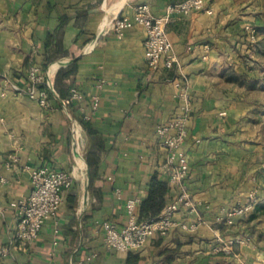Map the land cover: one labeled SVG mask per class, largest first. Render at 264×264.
<instances>
[{
	"label": "crops",
	"instance_id": "crops-1",
	"mask_svg": "<svg viewBox=\"0 0 264 264\" xmlns=\"http://www.w3.org/2000/svg\"><path fill=\"white\" fill-rule=\"evenodd\" d=\"M182 1L0 0V264H264V215L250 219L264 203L256 162L264 146L249 143V128L240 127L253 102L224 80L225 73L254 75L264 0H206L212 13L175 15L167 31L179 64L153 71L146 31L134 26L120 35L112 23L132 16L139 3L162 16ZM247 26L259 34L255 44ZM33 65L48 107L16 88L27 86ZM72 88L83 100L71 99ZM95 94L99 107L86 120ZM186 104L193 206H182L179 225L143 248L108 249L99 224L125 225L130 198L139 199V219L154 176L168 184L166 204L175 198L157 127ZM45 163L71 172L74 183L56 217L25 244L17 239V217L32 190L31 170ZM250 204L226 222L230 210Z\"/></svg>",
	"mask_w": 264,
	"mask_h": 264
},
{
	"label": "built area",
	"instance_id": "built-area-1",
	"mask_svg": "<svg viewBox=\"0 0 264 264\" xmlns=\"http://www.w3.org/2000/svg\"><path fill=\"white\" fill-rule=\"evenodd\" d=\"M206 11V0H184L170 4L164 15L155 16L147 3H139L134 7L132 16H119L113 23L115 32L122 35L127 28L140 26L146 31V62L153 71H158L161 66L167 69L179 64L175 53L174 43L170 39L167 26L175 15H189L194 12ZM249 42L255 44L259 34L252 26H247ZM43 77L39 73L38 66L33 65L28 74V83L25 87H16L20 93L26 94L36 100L41 106L48 107L49 99L43 85ZM102 85H99L101 87ZM71 99L83 100V94L76 88L71 90ZM100 102V96H92V109L85 114V119L90 120L96 113ZM191 106L186 104L182 111L172 120L157 127L158 143L166 150L164 167L170 184L178 188V192L172 202L168 203L160 215L147 220L139 221L136 207L138 198H130L126 202L128 219L125 225L118 226L116 223L105 220L99 226L104 232V244L110 250L119 252L135 251L143 248L151 237L156 234L167 235L173 227L178 226L174 219L175 213L182 206H193L187 180L190 175V164L184 149V144L189 136L188 117ZM78 139V136L76 137ZM15 160V158H12ZM32 190L28 198L21 204L18 213L17 239L23 243H31L37 240L48 217H56L64 201V194L70 190L74 183L71 172L55 168L47 163L35 167L30 172ZM253 207H235L230 210L226 217L228 224H233L237 216H243ZM1 215V212H0ZM220 219V218H218ZM185 226V225H183ZM243 242V239H238ZM232 243V242H231ZM230 250V245L221 248ZM5 254L4 251L0 252ZM96 257L91 254L88 260Z\"/></svg>",
	"mask_w": 264,
	"mask_h": 264
},
{
	"label": "rangeland",
	"instance_id": "rangeland-1",
	"mask_svg": "<svg viewBox=\"0 0 264 264\" xmlns=\"http://www.w3.org/2000/svg\"><path fill=\"white\" fill-rule=\"evenodd\" d=\"M260 36H262L263 39H261V44L257 47L256 59H252L253 61L251 60L252 62L250 63L254 75L246 76L243 74L235 75L225 73L224 80L226 83L235 84L238 92L244 94L253 102L254 107L248 112L249 114L241 119L240 127L249 128L245 129L249 133V135H247L249 143L264 146V32L260 33ZM227 80L229 82H227ZM256 162L260 165L258 174L263 176L264 154L261 155ZM261 186H263V184ZM262 214L264 215V209L259 211V215ZM262 216L261 218H263ZM260 223L262 224L263 221H256V224Z\"/></svg>",
	"mask_w": 264,
	"mask_h": 264
},
{
	"label": "trees",
	"instance_id": "trees-1",
	"mask_svg": "<svg viewBox=\"0 0 264 264\" xmlns=\"http://www.w3.org/2000/svg\"><path fill=\"white\" fill-rule=\"evenodd\" d=\"M46 68V65L43 66ZM44 89V85H41ZM262 184L264 188V175L261 176ZM168 190V184L163 181H159L156 176L153 177L150 183V189L148 197L142 202L140 209V218L139 221H147L153 219L161 214L165 208L166 200L165 194ZM264 209V203L255 204V213L250 216V219H255L257 217V212Z\"/></svg>",
	"mask_w": 264,
	"mask_h": 264
}]
</instances>
